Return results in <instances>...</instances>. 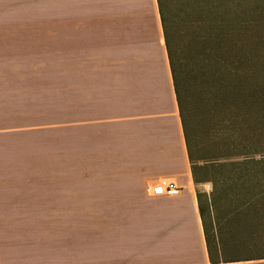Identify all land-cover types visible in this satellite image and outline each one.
Segmentation results:
<instances>
[{
  "label": "crops",
  "instance_id": "crops-1",
  "mask_svg": "<svg viewBox=\"0 0 264 264\" xmlns=\"http://www.w3.org/2000/svg\"><path fill=\"white\" fill-rule=\"evenodd\" d=\"M0 11V21L23 26L29 47L23 70L0 68V161L19 159V133L34 134L40 145L57 133L61 149L51 183L0 182V264H210L157 0H45L43 20L37 0H0ZM54 75L61 93L53 120ZM70 119L82 139L71 169ZM163 179L180 192L152 195ZM87 180L104 191L100 204L115 207L87 222L91 236L68 204L85 199ZM41 197L45 212L37 214ZM130 201L141 207L129 212Z\"/></svg>",
  "mask_w": 264,
  "mask_h": 264
},
{
  "label": "rangeland",
  "instance_id": "rangeland-1",
  "mask_svg": "<svg viewBox=\"0 0 264 264\" xmlns=\"http://www.w3.org/2000/svg\"><path fill=\"white\" fill-rule=\"evenodd\" d=\"M44 8L45 0H37V14L42 20ZM168 10L190 107L186 133L191 157L198 159V165L207 167L208 177H212L213 166L223 164L224 172L230 175L232 168L237 167L235 164L247 158L254 159L260 185L264 186V0H170ZM246 17L252 23L248 31L243 25ZM13 24L0 21V68L19 71L27 64L26 50L29 53V47L24 42L23 26L16 21ZM42 35L44 40L43 28ZM39 39L37 37V41ZM30 48V54L34 53L31 45ZM60 53L61 36L57 28L51 60V67L56 73L62 66ZM4 58L9 60L5 62ZM74 78L71 96L77 101L78 74ZM53 80L54 120L60 119L61 76L54 75ZM76 129L70 119V169L71 165H77L76 153L81 139ZM50 133L43 145L35 142L32 133L17 134L14 142L20 153L19 159H11L10 162L6 159V163L0 161V182L22 183L28 179L32 183H51L49 180L55 171L54 165H61V149L57 138L59 134ZM91 137H95L92 126ZM22 141L28 142L26 146H19ZM63 145L65 150V138ZM17 148L11 151L12 154ZM5 150L6 147H3L2 151ZM86 183L92 184L89 180ZM252 183H244L245 191L229 189V193L219 201L221 212L216 215L217 228L225 243L229 240L226 223L231 219L234 208L246 200L253 201L249 199ZM71 186L76 190V183H71ZM197 190L209 195L211 183L198 185ZM98 192V187L93 189L90 185L85 188V199L79 202L69 199V213L85 217L86 236H91L93 232L87 222H91L94 215L108 216L115 210L107 203H99L104 191L99 192V197ZM44 200L38 198L35 206L37 214L45 212ZM130 203L128 210L132 211L129 212L141 207V203L136 201ZM242 214L231 219L235 243H227L224 252L230 259L256 260L227 264H264V259H259L264 257V223L251 225V218Z\"/></svg>",
  "mask_w": 264,
  "mask_h": 264
},
{
  "label": "trees",
  "instance_id": "trees-1",
  "mask_svg": "<svg viewBox=\"0 0 264 264\" xmlns=\"http://www.w3.org/2000/svg\"><path fill=\"white\" fill-rule=\"evenodd\" d=\"M240 0H238L239 2ZM170 0H157L158 12L160 22L163 29L166 52L169 60L170 71L173 80L174 93L180 115L182 130L190 163V171L193 184L196 187V199L198 212L201 219V224L204 233L207 255L210 264H227L241 261H249L256 259H237L227 258L224 252L227 243H235V233H232L231 219H235L239 214L249 216L251 225L264 223V186L260 185V177L256 170L257 164L254 159L247 158L242 163L235 164V168L230 172V175L224 172L223 164L219 167L213 166L212 177H208L207 167L205 165H198V159L194 160L191 157L190 148L187 139V128L189 125V103L187 99V90L185 88L184 77L181 71L180 58L177 54V47L174 42V31H172V18L169 13ZM202 10V9H201ZM193 19V18H192ZM245 31L251 29L252 23L246 19L243 22ZM260 162V161H259ZM260 164V163H258ZM259 166V165H258ZM262 166V165H261ZM221 168V171L219 170ZM223 170V171H222ZM253 182L252 192L249 194V199L253 201L242 202L241 205L234 208V213L227 220L226 226L228 229L229 240H223L222 234L217 228V213L221 212L219 201L229 193L230 190L245 191V182ZM205 182H210L212 191L208 195L197 190V186ZM229 183V186H228ZM231 191V192H233ZM252 197V198H251ZM243 209V210H242ZM259 259H264L261 257Z\"/></svg>",
  "mask_w": 264,
  "mask_h": 264
},
{
  "label": "built area",
  "instance_id": "built-area-1",
  "mask_svg": "<svg viewBox=\"0 0 264 264\" xmlns=\"http://www.w3.org/2000/svg\"><path fill=\"white\" fill-rule=\"evenodd\" d=\"M180 192V188L170 180L163 179L152 189L151 194L154 196H173Z\"/></svg>",
  "mask_w": 264,
  "mask_h": 264
}]
</instances>
